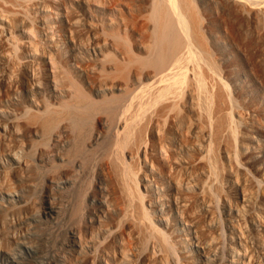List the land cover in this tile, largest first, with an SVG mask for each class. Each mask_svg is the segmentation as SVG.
Masks as SVG:
<instances>
[{
  "label": "rangeland",
  "instance_id": "374dc122",
  "mask_svg": "<svg viewBox=\"0 0 264 264\" xmlns=\"http://www.w3.org/2000/svg\"><path fill=\"white\" fill-rule=\"evenodd\" d=\"M52 1L28 4L34 19L25 29L29 37L15 30L13 63L0 57V264H264V119L242 101L230 105L234 120L244 117L255 136L249 152L237 150L232 159L227 140L194 138L185 128L176 142L154 151L147 117L154 102L151 108L145 102V110L147 97L140 100L148 93L144 73L155 69L146 52L149 39L143 40L152 24L137 8L143 0ZM208 3L206 16L239 58L219 65L212 57L213 67L226 83L240 72L253 104L264 108V84L249 73L243 51ZM27 41L30 50L23 52ZM162 120L158 131L168 126ZM202 143L209 146L202 161L213 177L199 168L193 173L178 165L165 173L156 167L159 155L176 164L193 159V147ZM234 164L242 172L239 182L228 175ZM193 178L205 181L203 195ZM241 190L254 194L249 205ZM252 214L261 219L258 228L250 226Z\"/></svg>",
  "mask_w": 264,
  "mask_h": 264
},
{
  "label": "bare ground",
  "instance_id": "6f19581e",
  "mask_svg": "<svg viewBox=\"0 0 264 264\" xmlns=\"http://www.w3.org/2000/svg\"><path fill=\"white\" fill-rule=\"evenodd\" d=\"M46 1H51L52 3H54L52 0H0V54L2 55L0 57H3V58H1L2 60L4 59V60L10 61V62L12 60V63H13L15 58H13L14 56L12 57L10 55V52H16L17 50L16 51H14V50H15V48L18 49L17 48L18 46H16V45L19 44V43H17V39H16V36L14 34V31L15 30H17V31L21 30L27 34V37H29L30 33L25 31V29L28 26H30L31 24H33L34 19L29 15L30 13L27 12V10L30 8V5H38V4H42ZM131 1L132 2H130V3H136L138 0L137 1L131 0ZM212 1L215 4V8L214 7L213 8L215 9L217 17H219L218 15H220V17L225 21L224 24H226V25H224V26L227 28V31L229 33V39L234 43L235 47L238 50L243 51V56H244L243 60L246 64V66L248 67L249 73H251L253 75V77L255 75L256 78H258L260 80L259 81L257 79L258 81L256 80V82H258L259 84H261V83L264 84V0H212ZM141 2L142 1H140V3ZM208 2H209V0H143V3H141L142 5H140L139 3H136V5L139 4L141 6L140 7L137 5V8H140V10L144 11L142 16L146 15L144 13H147L148 19H150V22L152 24L151 25L152 28L150 26H148L149 24L147 25L148 27L151 28L148 30H152V31H149L150 33L148 32V35H146L147 40L145 39L146 38L145 36L141 37V40L145 37L143 40H145L147 42L149 39V42L146 43L147 47H148L146 49V52L149 53L148 52V49H149V51H150L149 57H151V58H150V60L147 57L144 59L149 60L150 63H152L155 66L154 67L155 69L153 71L150 70L146 73L143 72L145 74V77L147 79H149V81H147L148 83L147 82H146L147 84L145 83L146 84L145 86L141 85L142 88H143V86L146 88L148 87L147 88L148 91L145 88L142 90V91L146 90V92H148V93H145V94H147V95H145L139 89H137L139 91H137L136 93L138 94V93L142 92L143 93L142 96L143 97L145 96V98H141L140 100H144L147 97V100L143 101V104L145 102H149V103L154 102V104L152 103L153 108H151V103L149 104V108H151L149 110H151V111H152V109L155 110V107L157 106L155 112L152 111L154 113H151V111H150L149 115L150 114L151 115L147 116L149 119L148 122H150L149 123L150 125H148V126H150L149 132H150L151 137H149V138H151V143H152V147L154 148V151L155 150L158 151V149H162V145H164L163 144L164 141L168 142L169 144H173L174 142H176V140H178L177 138L181 135L182 130L185 128V129H187L185 131L190 132L194 138L195 137H199V138L205 137V138H209L208 140H210V139L215 140L218 144L219 143L223 144L224 142L227 143V141H228L227 145L224 144L225 148L224 147L223 148L227 152L226 153L227 157H229V159H232L231 157L236 153L235 151H237V150L240 151V153H242V154L249 152V149L252 146L251 144H253V143L255 144V136L253 135V133L250 132V130H248L249 126H248V128L246 126L248 124L246 122H243L244 117L242 118L241 115L238 114L237 115L238 117H236V119L234 120L233 116H231V113H230V110H231L230 105L236 101H239V102L242 101L245 104V106L248 108V110L251 111V113L253 112L257 116L258 115L261 116L262 119H264V108L259 107L260 109H258L257 105H259V104H257V105L255 103L253 104L252 100H254L253 98H255V97L251 95L252 93L250 94L249 89H248L249 92L247 91L248 85L242 79H240V76H239L240 72L237 73L236 71L235 72L233 71V73L230 74L229 80H227V83H226V81H224L223 78L220 77V75H219L220 73H217L219 70L217 71V68L215 70V67H217L215 65H217L218 62L220 65V63L225 64V63H227V61H229L231 59H233L235 61V59L238 60L239 58H237L235 55L233 56L234 52L231 53L232 51L230 52L229 51L230 49L226 48L225 45L227 43L224 42L226 40H224V39L222 40L221 35L218 33V31L216 32V30L214 28V23H215L214 19H211V18L206 16L209 13V11L211 10ZM28 4H30V5H28ZM27 5L29 7H27ZM137 10L139 11L137 13H141V11L139 9H137ZM135 17H137V15ZM217 23H218V21H217ZM145 32L147 33V31H145ZM143 33H142V35H143ZM181 35L183 37H181ZM29 45H31V43L28 41L25 43H22V47L24 48L23 52H27L30 50ZM137 46L141 47V46H146V45H137ZM142 48H144V47H142ZM141 51H140V53H141ZM135 53H139V52H135ZM145 56H147V54ZM129 57H131V56L129 55ZM135 57H136V55H135ZM212 57H213V59L215 58L214 61L217 64L213 63L214 61H212L213 60ZM132 58H131V60L135 59V58H133V59ZM136 59H138V57ZM129 60H130V58H129ZM10 62H8V64H10ZM15 62H16V60H15ZM5 63H7V62H5ZM213 64H215V65H213ZM213 66H215V67H213ZM225 69H227V68L225 67ZM19 70H18V72H20ZM18 72H16V73H18ZM224 79H227V78H224ZM229 81L231 84L228 83ZM229 84L231 86V89H229L230 88L228 86ZM141 87H140V89H141ZM136 93H134V94L136 95ZM138 97H139V95H138ZM132 102L133 101H131V103ZM239 102H237V103L239 104ZM138 103H140V101L137 102V105H138ZM156 104H158V105H156ZM234 104L236 105V103H234ZM139 106H140V104L138 105V107ZM141 106H140V108H141ZM145 106H146V103H145L144 107ZM243 107H244V105H243ZM141 110H143V108ZM145 110H146V107H145ZM232 111L235 112L234 110H232ZM144 112L145 111H143V113ZM244 115H246V114H244ZM163 116H165V117H163ZM149 117H151V118H149ZM160 117H162L164 119L166 118V120H168V122H167L168 126H165V127L161 126L160 131H158V127H160V125H161V122H159V121L162 120V118L160 119ZM150 119H151V121H150ZM235 122L239 123L242 126L241 129H243L242 132H240L241 134L239 135L238 138L236 137V134L234 133L235 127H233V126L235 125ZM158 123L160 125H158ZM245 123H246V125H245ZM239 124L237 126L240 127ZM259 124H261V123H259ZM148 126H147V128H148ZM262 126H263V124H262ZM164 128H165V131H163ZM161 129H162V132H164V134L163 133L160 134ZM253 130H255V129H252V131ZM260 130L262 133L260 132L261 134L260 133L259 134L264 135V132L262 131L263 129L261 128ZM158 132H159V134H158ZM183 132H184V130H183ZM129 135L130 134H128V136ZM185 139L187 140L188 137ZM208 140H207V142H208ZM222 141H224V142L222 143ZM123 142L126 143L125 140ZM138 144H139V142H138ZM204 144L205 143L198 144V145L196 144V147L195 148L193 147V150L195 151V153H193L194 151L190 150V152L192 151V153L194 154L193 159L190 158L189 160L177 162L178 164H176L174 162L175 161L174 159H173L174 160L173 162L169 161L170 159L169 160L165 159V157H164V159L160 160V157L163 158V155L162 156L159 155V157L157 156L159 160L158 161H156L157 159L155 160L158 163V164L156 163L158 166L156 164L155 165L157 168L159 167V169L161 171H165V170L169 169V170H167L169 172L171 171L170 170L171 167H173V168L176 167V169H177L179 167L178 165H180V168L185 169L183 171H189L190 172V170H191V172L193 171V173H196L198 170L196 172H194V171L199 168L202 170V172H201L202 174H205V172H206L207 174L210 175L213 172L210 171L208 169V167L210 168L211 166L210 165L207 166V163L203 162L206 160V159L204 160V158H207V157H205V155L207 154V152L209 150V146L207 147V145H204ZM218 144H215V145L218 146ZM141 145H142V143H141ZM167 148H169V147H167ZM144 149H145V147H144ZM215 152H217V151H215ZM187 153H188V151H187ZM193 154H190V155L193 156ZM156 155H157V152H156ZM214 155H216V154H214ZM171 157L174 158V156H171ZM212 157L214 158V161H215V157L213 155L210 157V160H212ZM166 158H167V156H166ZM216 160H218V159L216 158ZM215 164H217V162H215ZM235 166L236 165L234 164V167L233 166L230 167L233 170H231V171L228 170V173H229L228 175L229 176L231 175L236 180H238L237 177H239L238 175L241 174L242 172L240 173L239 168L235 167ZM214 169H215V167H214ZM217 169H219V167ZM174 171H176V170H174ZM214 171H216V170H214ZM189 172H188V174H189ZM198 172H200V170ZM165 173H166V171H165ZM200 174H198V175H200ZM173 175H177V174L174 173ZM218 175L219 174L217 173V176ZM193 176H194V174H193ZM193 176L191 175V177H193ZM195 176H197V174ZM210 176H212V175H210ZM219 176L216 177V179H219ZM244 176H246V175H244V173H243V178H244ZM200 177H201V175H200ZM198 178H199V176L197 177V179ZM202 178H200V180ZM241 178L239 177V179H241ZM197 179H196V181L194 180V178L192 180H194V183L197 182L196 186L198 187V190L201 191L203 189V191H201L202 195H203V192H205L204 190L206 188L204 186L205 181L199 182L200 180L198 179L199 180L198 181ZM212 180H213V178H212ZM242 180L244 181L245 178ZM239 181L240 180H238L237 182H239ZM224 182L225 181H223V183ZM233 182H234V180H233ZM192 184H190V185H192ZM238 185L243 187V185H241L239 183H238ZM217 186H218V184H217ZM235 186H237V185H235ZM190 187H193V186H190ZM246 188H248V187L246 186ZM187 190H190V189H187ZM241 191H242L241 192L242 198L244 200L243 203L247 202L246 204L249 205V202L251 201V196L254 194L251 193L252 195L250 194L251 195L250 196V195H247L246 194L247 192L245 193L244 190H241ZM201 192H200V195H201ZM197 193H199V192L197 191ZM192 194L194 196V193H192ZM238 194H239V192H238ZM202 195L199 196L200 198L202 197V199H200V200H203V202H205V199H206V201L208 202V200H207L208 196L207 195L202 196ZM208 195H210V194H208ZM196 197H197V195L194 198H196ZM204 197H205V199H203ZM197 198H196V200H197ZM237 198H238V196H237ZM198 200H199V198H198ZM200 202L203 203L202 201H200ZM207 202H205V203H207ZM207 204H209V203H207ZM262 212L264 213V208L262 209ZM240 213H241V210H240ZM246 213H244V215ZM244 215L242 213L241 215L239 214L238 217H240V216H241L240 218H242V216L245 217ZM247 215H248V213H247ZM255 215L252 214L249 216V222H250V224H251L250 226L252 228H255V226L258 225V224H256L257 219L258 220L260 219L258 217L259 215L258 216L257 215L255 216ZM127 220H129V219L127 218ZM150 227L152 228V226H150ZM132 228H133V225H132ZM257 228H258V226H257ZM136 229H138V228H136ZM147 231H148V229L146 230V232ZM240 231H242V230L240 229ZM258 231H260V229ZM144 232H145V229H144ZM207 241H205V242L207 243ZM207 245H209V243ZM210 245H212V243ZM262 247H263L262 253L264 254V245L263 244H262ZM158 258H156V259H158Z\"/></svg>",
  "mask_w": 264,
  "mask_h": 264
}]
</instances>
